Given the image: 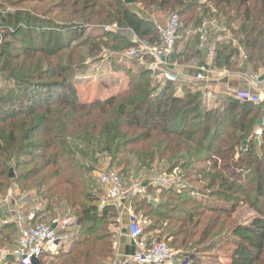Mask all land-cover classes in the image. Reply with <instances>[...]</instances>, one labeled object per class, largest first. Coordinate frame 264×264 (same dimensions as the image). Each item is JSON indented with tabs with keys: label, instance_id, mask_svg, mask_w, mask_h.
Returning <instances> with one entry per match:
<instances>
[{
	"label": "trees",
	"instance_id": "trees-1",
	"mask_svg": "<svg viewBox=\"0 0 264 264\" xmlns=\"http://www.w3.org/2000/svg\"><path fill=\"white\" fill-rule=\"evenodd\" d=\"M44 1L16 2L37 9ZM132 1L156 12H176L181 27L175 50L182 48L174 58L189 62L201 56L199 34L186 39V33L199 30L209 15L199 0ZM207 1L217 11L214 16L210 13V19L221 18L229 29L232 22L239 23L232 35L246 64L264 72V0ZM52 8L71 19L57 23L30 9L2 18L10 30L8 37L17 45L13 52L0 50V74L8 80V87L0 88V196L12 186L33 190L46 204L45 212L52 214L65 204L74 210L79 224L72 242L50 255L48 262L43 254L40 263L114 261L115 209L107 204L99 208L88 184L96 156L105 155L113 162L127 155L137 166L135 173L150 170L154 163L186 172L195 168L186 161L194 162L195 154L205 151L207 167L197 169V174L205 184L207 200L194 197L184 185L160 188L156 203L133 195L129 200L134 217L140 215L149 222L142 233L158 227L165 243L175 250H208L237 206L245 204L257 217L247 225L232 227V251L225 264H264V163L255 152L252 132L262 115L258 107L226 97L220 108L208 109L201 95L185 84H177L178 89L172 83L155 85L144 69L129 72L125 90L83 102L74 72L82 70L86 56L101 45L118 49L133 43L121 35L103 34L102 43H92L82 53L69 41L77 32V19L99 25L116 23L150 44L158 42V34L154 23L127 9L124 0H60ZM214 50L217 68L237 69V47L217 42ZM260 138L264 152V134ZM10 229L0 233L1 242L10 241Z\"/></svg>",
	"mask_w": 264,
	"mask_h": 264
},
{
	"label": "rangeland",
	"instance_id": "rangeland-1",
	"mask_svg": "<svg viewBox=\"0 0 264 264\" xmlns=\"http://www.w3.org/2000/svg\"><path fill=\"white\" fill-rule=\"evenodd\" d=\"M17 0H0V50H3L5 52H13V47L17 45V42L15 40H12L8 37V33L10 30L5 26V23L2 21L4 17H7L12 12H15L16 10H25L28 11L30 9L31 13L39 15L41 18L45 19H54L57 23L65 22L67 23L71 18L59 16V9L53 10L52 6L59 3L60 0H45L42 3V6L37 9H32L34 6H30L29 4H22L21 2H16ZM106 2V1H105ZM206 9H209V15L210 13L214 16V14H217V11L214 9V6L211 4V7H209V3H206ZM127 9L135 11L136 13L140 14L144 18L151 20L152 22H162L164 21L169 15L175 14L176 12H156L154 9L146 8L145 6H142L140 4L136 5H127ZM51 11L47 13V11ZM53 11V12H52ZM203 11L199 10V14H202ZM211 20V19H210ZM208 19H203L202 23L204 21L209 22ZM78 23V26L76 28V33L74 34L73 39H70L72 46L78 47L80 52L87 53L90 49V45L92 43H102L101 37L103 34H115V35H121L124 36L126 39L130 40L133 43L134 36L130 33L128 28L120 26L116 23H109V24H94V23H88L85 22V19L82 21L76 20ZM84 23V24H83ZM108 29V30H107ZM133 33V32H132ZM19 37H23L24 34H19ZM207 37L209 40H213L215 43H227L233 47L234 41H232L231 35L229 32H225L223 30H216V31H208ZM140 39V38H139ZM144 42V40L140 39ZM25 43V42H23ZM15 49V48H14ZM128 48L118 47V49H111V46H103L101 45L98 51L91 52L88 56H86L84 64H82L81 69H85V74H81L82 70L75 71L74 75L76 77V90L79 94V98L83 102H89L97 97L100 98H106L108 95L116 94L117 92L123 91L126 89L128 82H129V72L130 73H138V70L140 68L135 64L134 62L128 60L127 58H119L121 53H123ZM120 55V56H119ZM246 61V60H245ZM235 71V70H234ZM152 80V79H151ZM8 80H6L4 77L0 74V88H7ZM179 85H177V89ZM188 89H190L192 92V88L187 86ZM179 91V90H178ZM177 91V94L180 95L181 92ZM225 99L222 96L220 97V100H213L209 106H207V103H204V105L208 109H218L221 107V103ZM255 129V128H254ZM253 129V130H254ZM253 132V131H252ZM253 139V138H251ZM261 138L255 139V152L258 156L259 162L264 163V152L261 149ZM238 155H236L237 157ZM97 158V165L95 168V171H93V177H100L105 172H116L119 174L120 171H125L128 169L127 173L119 176L122 179L123 182V189L124 192L129 195V198H131L133 195H139L140 198H144L147 201H149L146 198V192L145 194L140 193H134L132 186L134 184L143 185L146 182H150L149 178H158L163 177L164 174H166V177H174L177 179V183L173 185L174 188H178L180 185L187 186L188 191L193 192L194 197L201 199V200H207V190L205 189V184L201 181V176H199L197 169H202L203 167H207V153L205 151H199L195 154V161H186V163H190V166H193L194 170L190 171H181L179 168L168 170L167 165L164 163H154L152 168L150 170H139L135 173L134 170H136V165L134 164V161L129 159L127 155H121L117 158V160L111 162V158L107 157L105 155H98ZM25 159H27L25 157ZM128 159V160H127ZM129 161L130 165H126ZM118 164H120L118 168ZM26 169V168H25ZM196 169V170H195ZM19 171H25V170H19ZM17 171V172H19ZM10 172H12L14 176L13 169H10ZM16 172V173H17ZM101 174V175H100ZM14 178V177H13ZM179 179V182H178ZM244 179V178H243ZM89 187L92 189L93 194H100L99 191V184L98 179L94 178L92 180H89L88 182ZM29 186H24V188H28ZM13 186L11 187V189ZM19 188V186H17ZM20 190L22 188H19ZM30 189V188H29ZM153 189L157 190V187H154ZM154 190V191H155ZM159 189L156 191V193H152L155 198V202L159 201ZM101 195V194H100ZM37 197V196H36ZM35 205L38 203L42 204L37 206V209L40 211L39 214L44 215L42 219L37 221V223L45 224L49 227L52 226V223L60 216H67L70 215L74 217L77 220L76 214L74 210L68 209L65 204L59 207L54 213H49L46 210V204L42 202L39 198H34ZM213 201V200H210ZM130 202V200H129ZM213 203V202H211ZM68 213V214H67ZM66 214V215H65ZM69 217V216H67ZM257 217V214L254 210L250 209L247 205L241 204L238 205L235 212L231 215L230 220L228 221L227 225L223 228L221 231L222 233H218L217 236H214L212 239L214 241L213 246L208 250H199V249H187L184 251L181 250H175L174 248H171L169 243H165V238L162 233H160L161 230L153 231L152 233L143 234L142 228L149 225V222L146 219H142V217L136 216V221L140 225V239L143 240L145 243H152V242H163L165 243L169 249L173 252V258L171 263L169 264H225L226 258L232 251V239L234 238L232 236L231 229L234 226L238 225H247ZM112 228V227H111ZM57 230L58 235L60 238L63 236V234L66 233L68 236L64 244L59 246L60 248L66 247L72 240L75 238V236L78 234L77 227H71L70 230H67V228H64L62 226H59ZM65 235V236H66ZM12 236V234H11ZM59 248V249H60ZM58 250L55 251L57 253ZM54 253V254H55ZM47 258H45V261H49L50 255L45 253ZM115 262V261H114ZM112 264L113 261L109 262L108 264ZM116 263V262H115ZM118 264V263H117Z\"/></svg>",
	"mask_w": 264,
	"mask_h": 264
},
{
	"label": "built area",
	"instance_id": "built-area-1",
	"mask_svg": "<svg viewBox=\"0 0 264 264\" xmlns=\"http://www.w3.org/2000/svg\"><path fill=\"white\" fill-rule=\"evenodd\" d=\"M155 30L158 34V42L150 44L141 41L136 37L130 29V33L134 36L133 45L121 53L119 58H127L134 61L140 69L150 72L152 83L155 85H163L165 83L179 84L186 81V75L179 70V64L172 59L175 53V46L179 39V29L181 27L177 14L169 15L164 21H154ZM209 25V26H208ZM204 24L199 30H190L186 33V37H192L199 34L200 49L203 59L208 63H213L215 58V50L209 45L207 32L208 28L217 29L215 23ZM108 30V29H107ZM240 57L246 60L245 55L241 52ZM190 65L199 66L197 59H192ZM209 64L208 67L196 69L193 81L197 85L192 86L195 93H199L207 106L213 100L223 98H233L240 101H247L252 105H259L262 102L261 96L250 89L232 88L228 85L222 86L221 79L226 78L228 72L224 69H217L215 65ZM255 74H251L249 79L251 83H255ZM212 83L211 88L208 85ZM202 84V85H201ZM264 134V116L261 117L253 130V136L260 138ZM101 175V174H100ZM179 182V179H178ZM98 183L104 187L105 203L118 204L125 198L123 182L116 172H105L98 177ZM153 188H168L177 183L174 177L152 178ZM134 193L145 194L143 185L134 184L132 186ZM157 189V190H158ZM150 201L155 198L146 195ZM103 203V204H105ZM102 204V205H103ZM14 227L16 238L13 248L0 252V263L6 260H13L16 264H30L33 258L39 259L45 252H51L59 249L60 239L57 230L42 223H33L24 219L19 214L14 219ZM129 237L135 241H140V225L134 217L129 224ZM173 258V252L163 242H152L150 244H138V251L127 257L122 264H169ZM112 264H116L113 262ZM119 264V263H118Z\"/></svg>",
	"mask_w": 264,
	"mask_h": 264
},
{
	"label": "crops",
	"instance_id": "crops-1",
	"mask_svg": "<svg viewBox=\"0 0 264 264\" xmlns=\"http://www.w3.org/2000/svg\"><path fill=\"white\" fill-rule=\"evenodd\" d=\"M199 3L206 6L207 5L206 3H208V1L207 0H199ZM208 5H209V7H211V4H208ZM211 10H212V7H211ZM208 18L209 17H206V19H208ZM209 20H210V18H209ZM211 23H215L217 26V29L212 30L211 28H208V31L223 30L226 33L229 32L231 35L232 41H234L233 46L237 47V49L239 51L236 59H234L236 61L237 69L235 71H229L227 69H224L228 72V75L226 76V78L221 79L222 80L221 81L222 86L226 87V85H228L232 88L250 89L253 92L259 94L261 96L262 102L259 105H255V106L258 107V109L261 111V113H262L261 117H263L264 116V72L262 70L255 71L251 66L246 64V61L244 60L243 57H240V53L242 52L244 54V52L241 49V47L238 46L236 39H234V37L232 35V30L235 31L237 29V27H239V23L237 21L232 22L230 24L231 29H229L223 23L221 18L218 19L216 17H213V18H211V20L209 22L204 21L202 23V25H204V24L208 25ZM186 39H188V38L186 37ZM178 41H179V39H178ZM181 44H182V42H181ZM209 45L214 48L215 42L213 40L212 41L210 40ZM181 48H182V45L179 46L177 51L175 50L174 54L179 53L181 51ZM174 56L172 57V59L179 64L178 65L179 70L182 71V73H184L187 76L186 81L182 82V84H185L186 86H189L191 88H192V86L194 87V85H197V83H195L193 81V77H194V73H195L196 69L201 68V67H208L209 64H211V63H208L207 61H205L203 59L202 52H201V56L199 58H195L199 62V66H197L198 68H196L195 65H190V63H189L190 61L189 62H181L180 60L174 58ZM212 64L215 65L214 61ZM217 69H223V68H217ZM251 74H255V76H256V78H255L256 82L255 83H251V81L249 79ZM211 85H212V83H210L208 85V87L211 88ZM94 178L98 179V176L97 177H91V180ZM151 179L152 178H149L150 182H146L144 184V189H145V191H147L146 192L147 195L154 197V195H152V193H156V191H158V190L153 189ZM98 189H99L101 195L95 194L96 198L98 199V201L96 202L97 206L99 208H102V206L105 204L111 205L115 209V212H116L117 226H116V228H113V227L111 228V230H113V232L115 233V237H114V255H115V258H114V261L116 262V264L117 263L122 264V262L127 260V257L133 255L134 253H136L138 251L139 242L142 245H145L146 243L143 242L142 239H140V241H138V242H135L129 237L128 228H129L130 221L133 218V211L131 209V205L129 202V199H130L129 195L127 193H125L124 200H122L118 204L105 203V201H104V187H102L99 184ZM34 198H37L35 191H33V190L22 191L17 187H13L12 189H9L4 196H0V233L3 231L4 228H11L10 230H12V236H10L11 239H9L10 240L9 242L8 241H4V242L0 241V252L5 251V250H9V249L13 248V246H14L15 238H16L14 219H15L16 215L19 214L24 219L30 220L33 223L39 221L40 219H42L44 217L45 214H43V215L39 214L40 211L37 209V206L38 205L42 206V204L37 202V204L35 205ZM103 203H105V204H103ZM67 216H69V217H67ZM67 216H60L57 219H55V221L52 223L51 227L58 229L59 226H62L64 228H67V230H70L71 227H77V230H78V226H79L78 220H76L74 217H72L70 215H67ZM62 235L63 236L61 238L59 236L60 246L62 244H64V242L66 241V239L68 237L66 235V233L63 234V232H62ZM1 239H2V236L0 234V240ZM45 253L54 254L55 250L52 249L51 252L47 251ZM13 262H14L13 260H6L5 262H2L0 264H16Z\"/></svg>",
	"mask_w": 264,
	"mask_h": 264
},
{
	"label": "water",
	"instance_id": "water-1",
	"mask_svg": "<svg viewBox=\"0 0 264 264\" xmlns=\"http://www.w3.org/2000/svg\"><path fill=\"white\" fill-rule=\"evenodd\" d=\"M124 1H125V3H126L127 5H131V4H133V1H132V0H124ZM9 178H10V179L13 178V174H12V172H10ZM30 264H41V263H40L39 259H35V258H33V259L31 260Z\"/></svg>",
	"mask_w": 264,
	"mask_h": 264
}]
</instances>
